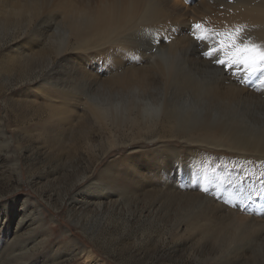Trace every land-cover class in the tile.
Listing matches in <instances>:
<instances>
[{
	"label": "rangeland",
	"instance_id": "1",
	"mask_svg": "<svg viewBox=\"0 0 264 264\" xmlns=\"http://www.w3.org/2000/svg\"><path fill=\"white\" fill-rule=\"evenodd\" d=\"M184 3L188 9L179 13L186 17L182 19L181 15L179 20L183 23H177L189 26L186 33L180 34L178 26L168 27L169 23L165 29L153 31L165 40V47L175 38L190 37L196 23L220 31L224 22L222 15H218L222 10L208 14L198 9L199 5L208 6L207 0H184ZM52 9L55 10L51 6ZM23 33L12 28L0 30V264L3 259L2 264H84L77 252L85 249L100 264H216L215 261L224 264L227 260V264H264L263 243L247 253L245 262H238L233 258L238 253L228 249L227 231L212 247L188 223L202 217L209 204L224 209L217 214L220 221L236 211L239 214L256 211L254 215L264 219V163L261 164L263 159L259 160L258 153L243 152L242 157L228 149H199L194 142L186 141L193 134L175 141L173 126L168 122L156 127L134 122L125 94L109 95L103 88L93 92L76 84L79 94L87 93L95 104L118 111L124 117V121L119 119L111 127L106 122L88 121L79 106L89 103H72L70 99L80 95L62 91L69 85L66 77L70 78L63 74L66 61L61 62L46 49L35 65L8 62L12 51L22 46ZM55 34L56 39L63 38L61 30H55ZM40 48L42 42L37 47L39 52ZM175 53L177 56L179 51ZM179 56L178 66L184 76L198 79L205 72H196L194 68L190 71ZM94 64L92 72L99 67ZM97 73L103 75L101 70ZM207 75L204 73L201 79L207 83L214 80L213 75L210 74L211 78ZM234 79L237 85L258 97L262 95L260 98L264 100V85L258 78L246 84ZM171 98L181 118L189 121L187 128L229 122L230 127L239 126L236 130L247 136L264 140L261 123L264 110L256 104L253 107V102L237 103L234 107L239 108L233 111V106L211 107L202 99L197 100L199 97H187L184 93ZM59 140H62L60 149L56 146ZM167 147L174 149L179 160L168 157ZM197 171L199 176L193 183V173ZM105 173L113 175L107 183ZM205 183L207 194L199 190ZM100 185L105 192L96 199L95 187ZM220 214L224 217L220 218ZM235 251L241 253V248Z\"/></svg>",
	"mask_w": 264,
	"mask_h": 264
},
{
	"label": "bare ground",
	"instance_id": "2",
	"mask_svg": "<svg viewBox=\"0 0 264 264\" xmlns=\"http://www.w3.org/2000/svg\"><path fill=\"white\" fill-rule=\"evenodd\" d=\"M207 2L208 6L199 5L198 9L208 14L215 10H222L218 11L220 13L218 15L220 17L222 15L224 20L220 26V31L234 29L242 25L244 26L243 35L245 38L250 39L254 43L264 45V0H207ZM184 4V0H0V30L12 28L15 31L22 30L24 32L20 36V40L23 41L22 46L14 49L12 56L7 57L9 63L35 65L36 62L38 63L40 54L46 49L51 56L54 54V56L60 58L61 62L66 61L63 74H68L70 78L66 77L69 85L65 89L63 87V92L68 90L76 94L79 91L77 92V87L75 88L74 86L79 84L83 87L87 86L91 91L103 88L108 90L109 95L119 96L120 94H125L123 97L126 98L125 103L129 106L131 105L128 110L133 112L134 122L138 121L141 124L144 123V125L151 123V126L154 127L161 122H168L173 126L171 133L175 141L181 139V137L193 134L186 141L194 142V145L199 149L200 147H211L216 150L219 148L228 149L229 151H236L242 157H245L243 152L252 151L258 153L259 160L263 159L261 160V164H263V139L260 140V138L258 139V137L249 134L248 137L241 132L242 130H236L239 126L232 125L235 129L232 126L230 127L229 122L212 125L208 123L197 129L195 127L187 128L189 121L183 117L181 118L174 106L175 103L171 96H180L184 93L187 97H199L197 100L202 99L211 107L213 104L221 105V109L223 106H233L234 111L237 108L234 105H238L237 103L250 101L254 103L253 107L256 104L262 111L264 110V100L260 98L262 95L258 97L256 93L240 87L234 78L229 77L230 75L226 76L213 67L208 60H204L197 55H201L200 52L205 50L206 46L199 45L192 35L190 37L183 36L179 39L175 38L167 47L164 46L165 40L162 37L154 35V30L165 29V25L168 23V27L178 26L177 30L181 28L178 30L180 34L188 31L189 26L180 25V27L177 23L178 21H180V24L183 23V21L179 20L181 15L183 16L182 19L186 17L183 13H179L188 9V6ZM51 6L55 10H50ZM58 19L59 22L57 21ZM57 29L62 31V39L55 38V30L57 31ZM169 32L167 33L168 36H170L171 30ZM144 33H151L157 42L149 44L145 39L141 40ZM151 38L148 37V39ZM41 42L43 48H40L41 51L39 52L37 47L41 45ZM175 51H179L177 56L180 55L179 58H183L182 60L190 71L193 68L196 72L203 70L205 75L208 74L207 77L211 78L210 74L213 75L214 80H209V83L205 82V80L203 81L201 78L204 73L200 77L198 76V79H189L188 76H184L185 74H181ZM49 61L51 62V59ZM94 62L98 63L99 67L94 68L95 72H92L91 69L95 65ZM99 70L103 72V75L99 76V73H97ZM182 76L184 78H181ZM206 81H208V78ZM53 88L48 90L51 93H55L56 91L54 92ZM258 94L260 93L258 92ZM78 95L80 96L70 100L76 104L80 101L89 103L79 106L85 113L84 115L89 118L88 121L98 124L106 122L109 127L112 125L116 126L119 119L124 121V117L120 112L106 109L102 105H97V103L95 104L94 101L87 97V93H78ZM127 112L124 113L127 114ZM235 115L236 113L233 117ZM125 122L128 121L125 119ZM261 123H264V120ZM3 134L4 132H2ZM61 142L62 140L57 141L56 146L58 149L61 148ZM173 150L170 147L168 148L167 151L170 153L168 157L171 156V158H178L177 160H179L177 153ZM131 166L134 167V164ZM102 174L104 173L102 172ZM103 176L105 177V175ZM112 177L111 173H107L104 182L107 183ZM107 185L109 186V184ZM103 188L101 185L95 187L96 194L94 196L96 199L103 197L102 193L105 192ZM209 205H211V208H209ZM209 205L207 207L208 210L206 209L207 204L203 205L207 212L203 209L204 215L202 217L198 216L189 222L186 220L197 235L200 234L201 236L202 234L208 239L209 243L207 242V245L217 246L215 243L222 236V232L224 231L225 233L227 231L226 234L229 238V242H227L228 249L231 252L238 253L236 257H232L236 258L238 262H245L248 259L246 256L249 251H253L258 244L259 246L264 244V219L254 215L256 211L251 214H239L240 212L238 211L230 214V212V216L226 215L225 219L221 218L223 215L221 216L220 214L219 217L223 219L220 221V219L216 218L217 214L224 210L222 206L220 209L216 205ZM100 206L98 205V207ZM199 214L201 215L202 213L199 212ZM186 225L188 224L186 223ZM189 230L191 229L189 228ZM238 244H241L242 247L238 246ZM23 245L25 244L23 243ZM239 247L241 248V253L235 251ZM21 248L22 246H20V250ZM77 254L83 258L84 264H100L92 256L93 254L91 255L86 249L79 250ZM2 262L5 263V259ZM215 263L219 264L218 261H215Z\"/></svg>",
	"mask_w": 264,
	"mask_h": 264
},
{
	"label": "snow or ice",
	"instance_id": "3",
	"mask_svg": "<svg viewBox=\"0 0 264 264\" xmlns=\"http://www.w3.org/2000/svg\"><path fill=\"white\" fill-rule=\"evenodd\" d=\"M243 33L242 25L224 31L206 28L202 23H196L191 28L198 44L206 46L201 55L217 66L220 72L236 78L238 83L246 84L256 77L264 85V45L252 42ZM151 36V33H144L142 38L149 44L157 42L154 37L148 39ZM198 176V171L193 173V183L197 182ZM199 190L205 194L209 191L206 183Z\"/></svg>",
	"mask_w": 264,
	"mask_h": 264
}]
</instances>
